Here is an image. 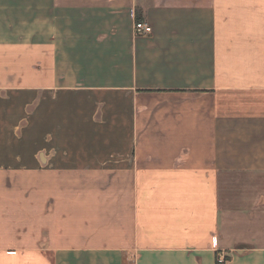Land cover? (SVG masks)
<instances>
[{"label":"crops","instance_id":"crops-1","mask_svg":"<svg viewBox=\"0 0 264 264\" xmlns=\"http://www.w3.org/2000/svg\"><path fill=\"white\" fill-rule=\"evenodd\" d=\"M221 254L264 264V0H0V264Z\"/></svg>","mask_w":264,"mask_h":264},{"label":"built area","instance_id":"built-area-1","mask_svg":"<svg viewBox=\"0 0 264 264\" xmlns=\"http://www.w3.org/2000/svg\"><path fill=\"white\" fill-rule=\"evenodd\" d=\"M134 28L136 30L137 33H141V34H146V33H150L151 32V27L144 23V22H136L134 25ZM218 261L219 262H223L224 261V255H220L218 257Z\"/></svg>","mask_w":264,"mask_h":264},{"label":"rangeland","instance_id":"rangeland-1","mask_svg":"<svg viewBox=\"0 0 264 264\" xmlns=\"http://www.w3.org/2000/svg\"><path fill=\"white\" fill-rule=\"evenodd\" d=\"M116 183L120 184L119 186H120V189H121L122 186H123V184H122V183H123L122 178H120V179H116ZM227 260H228V258L225 256L223 262H219V261H217V262H218L219 264H226Z\"/></svg>","mask_w":264,"mask_h":264},{"label":"trees","instance_id":"trees-1","mask_svg":"<svg viewBox=\"0 0 264 264\" xmlns=\"http://www.w3.org/2000/svg\"><path fill=\"white\" fill-rule=\"evenodd\" d=\"M136 22H140V19L138 17L136 18ZM217 261L218 259H216V264H219Z\"/></svg>","mask_w":264,"mask_h":264}]
</instances>
